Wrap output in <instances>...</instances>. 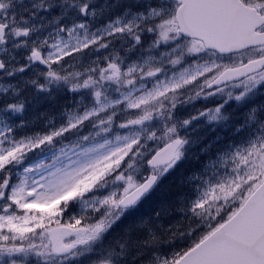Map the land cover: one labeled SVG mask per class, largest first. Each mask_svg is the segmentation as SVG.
Here are the masks:
<instances>
[{
    "label": "snow or ice",
    "instance_id": "snow-or-ice-1",
    "mask_svg": "<svg viewBox=\"0 0 264 264\" xmlns=\"http://www.w3.org/2000/svg\"><path fill=\"white\" fill-rule=\"evenodd\" d=\"M97 3L0 0V264H264V0ZM229 104L179 221L106 241Z\"/></svg>",
    "mask_w": 264,
    "mask_h": 264
},
{
    "label": "trees",
    "instance_id": "trees-1",
    "mask_svg": "<svg viewBox=\"0 0 264 264\" xmlns=\"http://www.w3.org/2000/svg\"><path fill=\"white\" fill-rule=\"evenodd\" d=\"M45 106L50 108V103L53 100L43 99ZM49 104H48V103ZM202 101H197L196 106H198ZM52 104H55L53 101ZM246 105L244 107L238 108L235 113L231 116L233 126L236 127L238 124L242 122L244 116L241 115ZM196 135H199V143L195 149L191 152H187L184 155L183 159L177 164V166L166 176L162 178V180L158 183L155 189L144 199L141 206H145L146 202L149 201L151 206H155L156 208H161L162 204L165 208L172 210L168 204L173 202L167 201V197L173 192L175 194H179L182 191L184 194H188L187 199L183 201L184 205H188L189 202L194 199L199 193L196 187H191L190 182L191 178H194L197 174H202L201 170L205 167L206 162L215 159L216 153L213 149V140L209 137L211 134H206L205 131L196 132ZM207 147L206 150H204ZM203 150V151H202ZM201 183L198 180V184ZM194 184V183H193ZM160 214L157 217H161ZM172 216L180 217L179 212H175ZM172 223V221H171Z\"/></svg>",
    "mask_w": 264,
    "mask_h": 264
},
{
    "label": "rangeland",
    "instance_id": "rangeland-1",
    "mask_svg": "<svg viewBox=\"0 0 264 264\" xmlns=\"http://www.w3.org/2000/svg\"><path fill=\"white\" fill-rule=\"evenodd\" d=\"M101 3H103V0H98L97 6H99ZM57 100L59 101L58 103H60V100H62V99L58 98ZM229 105H232V104H229ZM229 105H227L225 107V111H227L229 109ZM190 107H191V105L186 106L183 109V113L185 115L188 114V110H189ZM29 109H30V111H32L31 108H29ZM56 109H58V107L56 106V101H55V110ZM36 112H37V109L35 110V112H33V111L29 112L28 115L29 116L35 115L34 113H36ZM201 121H208V120L205 117H200L199 119L193 120L192 123H191V129L195 128L194 124H196L198 122H201ZM210 123H213V122H210ZM224 129L225 128H223V130ZM223 133H224V138H217L216 137V140L217 141L222 140V141H224V143L229 144V142L232 141V140H229V139L234 136L232 134L233 130L223 131ZM187 135L189 136V142H188V147L186 149V152H187L188 148L191 149L193 147H196L198 145V143H199V139H197L196 137H193L191 131L187 132ZM240 135H242V134H237V136H236L237 139H238L237 143H239ZM191 137H193L192 140H191ZM225 147H227V146H225ZM203 169L201 170V172H203ZM190 182L194 183V184L193 183L190 184L191 187H196L197 184H198V180L194 179V178H191ZM187 196H188V194L187 195L184 194L183 191L181 193H179V194H175V193L172 192L167 197V201L173 202L171 204H168V206L172 210H169V209L165 208V206H163V204H162L161 208H156L155 206H151L149 201H147L145 203L146 204L145 206H141V205H139L142 202L141 201L134 208H129L128 210H126L124 212V214L120 217V219L118 221H116L115 224H113L112 228L106 234L105 240L107 241V240L111 239V240L114 241L116 239H123L126 235H128L126 233V229H128L129 227H132L134 229V231L132 233V236L134 238L137 237V235H143V230L135 229V225H137L138 223L144 221L145 219H148L149 222L151 221L150 224L158 232L162 231V229L160 227L161 225L166 227L168 225L175 224L176 222L179 221V217L172 216V218H171L170 216L174 215L175 212H178V211H176L177 208H179L181 206H184V207L187 206V205L183 204V201L187 199ZM157 212L162 214V216H161V218H158V219H156L154 221V217L156 216L155 214ZM171 221H172V223H171ZM129 243H131V241H129ZM171 247H175V245H173Z\"/></svg>",
    "mask_w": 264,
    "mask_h": 264
}]
</instances>
